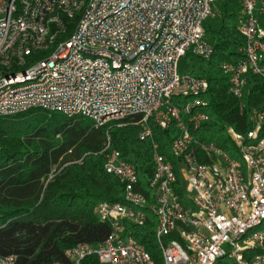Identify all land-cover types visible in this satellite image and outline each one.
<instances>
[{
    "label": "built area",
    "instance_id": "1",
    "mask_svg": "<svg viewBox=\"0 0 264 264\" xmlns=\"http://www.w3.org/2000/svg\"><path fill=\"white\" fill-rule=\"evenodd\" d=\"M244 57L224 62L230 94L246 110L248 76L264 83V0H240ZM217 0H0V117L30 110L84 117L104 127L140 117L141 141H151V202L137 190L138 175L117 150L105 165L124 186L125 203L102 202L98 219L111 225L97 247L65 251L69 264L96 256L100 264H155L127 226L157 219L155 237L164 264H264V107L250 112L251 130L227 129L241 161L215 143L194 137L209 121L205 79L180 75L188 53L209 60L204 23ZM76 20L72 36L59 40ZM45 59L37 53L51 50ZM179 100L177 103L174 100ZM187 117V121L182 119ZM177 136L175 169L153 140L150 121ZM110 140L105 150L109 149ZM205 156L208 162H201ZM178 190L182 192L180 198ZM0 264H16L1 257ZM54 264H63L60 262Z\"/></svg>",
    "mask_w": 264,
    "mask_h": 264
},
{
    "label": "trees",
    "instance_id": "2",
    "mask_svg": "<svg viewBox=\"0 0 264 264\" xmlns=\"http://www.w3.org/2000/svg\"><path fill=\"white\" fill-rule=\"evenodd\" d=\"M216 16L204 23L205 39L214 54L207 60L188 52L179 62L180 75L205 79L209 89L204 95L209 121L201 125L200 142L215 143L235 155V144L227 129L246 133L252 128L250 112L264 107V83L248 76L246 110L241 113L239 101L230 94L229 77L221 71L224 62L236 63L245 55L239 50L245 38L239 31L243 19L240 0H217ZM68 32L59 40L70 38ZM51 50L37 53L45 59ZM179 100L175 99L177 103ZM141 118L112 121L96 127L84 117L69 118L62 113L30 110L10 117H0V256L16 257V264H69L65 251L79 244L97 247L111 233V225L96 214L102 202L125 203L124 186L105 165L113 150L134 167L138 175L137 190L151 202L148 181L153 175L151 141H141ZM184 121L187 117L182 116ZM153 140L160 152L176 169L178 160L171 154L177 136L176 125L163 130L151 120ZM110 140L109 149L105 150ZM201 162H208L200 156ZM183 199V194L178 190ZM157 219L147 213L145 226L128 225L136 241L145 246L155 264H164L156 241ZM82 264H100L96 256ZM217 264H236L228 258Z\"/></svg>",
    "mask_w": 264,
    "mask_h": 264
},
{
    "label": "rangeland",
    "instance_id": "3",
    "mask_svg": "<svg viewBox=\"0 0 264 264\" xmlns=\"http://www.w3.org/2000/svg\"><path fill=\"white\" fill-rule=\"evenodd\" d=\"M201 135H202V131H199V132H197L196 134H194V137L197 139V140H199L200 138H201ZM233 158L235 159V160H238V161H241L242 159H241V156L239 155V153H236L235 155H233ZM264 228V225L262 226V227H259V228H257V229H255V231H259V230H261V229H263Z\"/></svg>",
    "mask_w": 264,
    "mask_h": 264
}]
</instances>
